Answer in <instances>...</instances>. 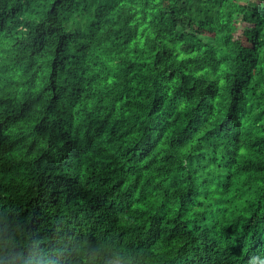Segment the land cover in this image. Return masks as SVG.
<instances>
[{"label":"trees","instance_id":"obj_1","mask_svg":"<svg viewBox=\"0 0 264 264\" xmlns=\"http://www.w3.org/2000/svg\"><path fill=\"white\" fill-rule=\"evenodd\" d=\"M0 264H264V0H0Z\"/></svg>","mask_w":264,"mask_h":264},{"label":"rangeland","instance_id":"obj_2","mask_svg":"<svg viewBox=\"0 0 264 264\" xmlns=\"http://www.w3.org/2000/svg\"><path fill=\"white\" fill-rule=\"evenodd\" d=\"M242 5H243V3H242ZM247 27H248V23L247 24L241 23V25H239V27L237 28L236 35H241L242 32L244 31V29H246Z\"/></svg>","mask_w":264,"mask_h":264}]
</instances>
